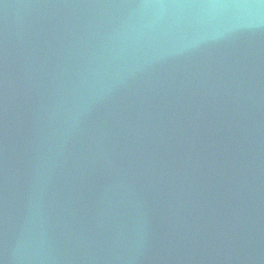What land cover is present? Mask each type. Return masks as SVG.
<instances>
[{"label": "water", "instance_id": "95a60500", "mask_svg": "<svg viewBox=\"0 0 264 264\" xmlns=\"http://www.w3.org/2000/svg\"><path fill=\"white\" fill-rule=\"evenodd\" d=\"M0 264H264V0H0Z\"/></svg>", "mask_w": 264, "mask_h": 264}]
</instances>
